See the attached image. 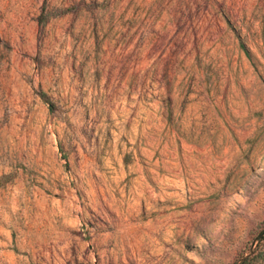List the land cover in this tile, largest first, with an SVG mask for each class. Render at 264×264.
Segmentation results:
<instances>
[{
  "label": "rangeland",
  "instance_id": "rangeland-1",
  "mask_svg": "<svg viewBox=\"0 0 264 264\" xmlns=\"http://www.w3.org/2000/svg\"><path fill=\"white\" fill-rule=\"evenodd\" d=\"M264 231V0H0V264H234Z\"/></svg>",
  "mask_w": 264,
  "mask_h": 264
},
{
  "label": "trees",
  "instance_id": "trees-1",
  "mask_svg": "<svg viewBox=\"0 0 264 264\" xmlns=\"http://www.w3.org/2000/svg\"><path fill=\"white\" fill-rule=\"evenodd\" d=\"M247 254L240 255L234 264H264V231Z\"/></svg>",
  "mask_w": 264,
  "mask_h": 264
}]
</instances>
